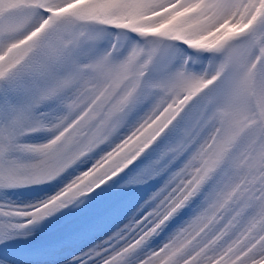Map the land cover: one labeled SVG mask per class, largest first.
Instances as JSON below:
<instances>
[{
  "label": "snow or ice",
  "instance_id": "1",
  "mask_svg": "<svg viewBox=\"0 0 264 264\" xmlns=\"http://www.w3.org/2000/svg\"><path fill=\"white\" fill-rule=\"evenodd\" d=\"M0 264H264V0H0Z\"/></svg>",
  "mask_w": 264,
  "mask_h": 264
},
{
  "label": "rangeland",
  "instance_id": "2",
  "mask_svg": "<svg viewBox=\"0 0 264 264\" xmlns=\"http://www.w3.org/2000/svg\"><path fill=\"white\" fill-rule=\"evenodd\" d=\"M40 191H47V189H44L41 187L39 189ZM35 192H25V195L21 197V199H26L35 196ZM81 217L74 215V214H68L65 217H62L59 220L53 221L46 229L44 236L47 237L50 234L58 233L61 230L65 229L69 225L76 224L80 221Z\"/></svg>",
  "mask_w": 264,
  "mask_h": 264
}]
</instances>
